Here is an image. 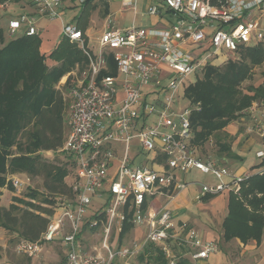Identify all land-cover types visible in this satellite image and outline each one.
Returning <instances> with one entry per match:
<instances>
[{
  "label": "built area",
  "instance_id": "2783aa9c",
  "mask_svg": "<svg viewBox=\"0 0 264 264\" xmlns=\"http://www.w3.org/2000/svg\"><path fill=\"white\" fill-rule=\"evenodd\" d=\"M32 1L38 13L49 19L62 18V0ZM134 1L122 3L130 6ZM153 1L149 14H160L158 3L170 10L174 22L168 29L129 27L119 31L106 20L96 53L86 47L77 25L61 23V36L76 42L88 58L85 68L71 80L68 132L61 148L73 162L74 196L57 197L55 211L48 216L39 240H15L14 252L30 258L22 264H42L43 242L55 240L62 232L66 257L63 264H132L128 260L140 254L145 255L141 264H195L217 250V244L202 239L195 227L174 221L168 207L172 193L158 205L153 196L165 187L172 186L175 191L186 187L185 182L175 179V169L186 172L195 168L216 180L199 182L194 195L197 202L222 191L238 192L240 184L254 174L250 169H232L197 155V147L191 142L190 115L194 107L183 92L206 65L217 62L219 55H226V60L227 53L264 41V0ZM35 18L24 12L11 19L7 37L37 34ZM152 37L158 39L152 41ZM110 54L116 72L101 74L110 68ZM240 118L245 121V134L259 136L264 144V96L253 100ZM133 139L138 140L141 152L153 154L150 162L135 163L130 158ZM117 143L123 144L121 156L115 148ZM255 157L264 158V147L255 151ZM115 159L116 170L110 176ZM10 181L16 189L22 185L15 176ZM105 183L109 199L101 206V212L106 214L104 252L93 247L83 253L77 241L81 224ZM126 219L132 226L142 228L141 236L129 244L118 242L112 246L108 237L113 226L120 233ZM95 223L89 221L88 226L93 228ZM177 229L185 233L184 238L175 235ZM148 255L154 259L152 262L147 260Z\"/></svg>",
  "mask_w": 264,
  "mask_h": 264
},
{
  "label": "trees",
  "instance_id": "16d2710c",
  "mask_svg": "<svg viewBox=\"0 0 264 264\" xmlns=\"http://www.w3.org/2000/svg\"><path fill=\"white\" fill-rule=\"evenodd\" d=\"M91 1L82 2L77 22L82 32L87 25ZM59 39L46 55L40 50L39 33H22L10 38L0 27V187L14 188L7 175L27 173L39 178L45 190L40 193L28 187L26 198L14 195L12 203L0 202V228L14 234L15 240H39L53 212L42 203L55 204L57 197L74 196L73 184L65 180L74 171L72 159L68 158V162L73 171L66 163L49 161L43 152L64 153L61 148L68 132L67 102L57 85L68 74L65 88L71 72L80 73L88 58L76 42L62 36ZM234 54L235 58L228 56L223 62L206 65L184 88L186 100L194 107L190 115L191 142L204 156L209 155L203 145L215 139L217 148L213 156L239 159L231 150L236 136L227 131V126L240 117L253 100L264 96V78L257 85L242 86L243 82L253 79L254 68L264 64V41L241 46ZM48 58L56 63L48 66ZM107 61L110 68L102 70L101 74H114L116 66L111 54ZM262 74L264 77V71ZM261 164L264 165V159ZM227 208L222 222L224 239L236 237L243 243L250 239L261 240L264 170L246 178L238 192L230 191ZM122 227L120 238L133 226L126 219Z\"/></svg>",
  "mask_w": 264,
  "mask_h": 264
},
{
  "label": "crops",
  "instance_id": "0c3cea01",
  "mask_svg": "<svg viewBox=\"0 0 264 264\" xmlns=\"http://www.w3.org/2000/svg\"><path fill=\"white\" fill-rule=\"evenodd\" d=\"M122 1L123 0H92L90 2L91 10L86 22L87 25L83 29L82 36L85 39L86 47L91 52L96 53L95 51H93V46H90L91 36L93 34L95 35L96 42L98 44L99 36L102 34L103 30H105L106 20H110L111 28L117 29L119 31H124L129 27L143 28L146 30H166L174 22L170 10L162 3H158L159 7L161 8L160 14L151 15L148 13V8L151 4H153V0H135L134 3L130 6L124 5ZM82 2V0H62V7L60 9L61 13L64 14L67 10H75V8L78 6V3L81 7V14ZM16 9H19L20 12L17 13ZM7 11H14L15 13L10 14L7 13ZM1 12H4V14ZM24 12L35 15L36 25H38L39 27L38 33L42 39L40 50L44 54L48 55V53L52 51L53 47H55V45L60 40L59 38L61 35L62 26L61 23H63L62 18L49 19L45 15L38 13L37 10H35V6L33 5L32 0H7L4 2L0 1V27L3 29L5 36L7 35L9 21ZM75 16L76 15L74 14L73 18H77V20H75L73 24L78 25L77 22L79 16ZM119 21L123 24L118 25ZM57 24H59L60 26H58L59 28L56 30L57 34L54 40H51L52 35L50 36L47 31L51 26L54 27L55 25L57 26ZM157 39V37L151 38L152 41ZM183 47L191 48L185 44L183 45ZM46 63L48 64V66H52L56 63V61L48 58L46 60ZM67 76L68 74L59 80L57 85L59 89H62L61 87L64 86V81L65 79H67ZM238 120L241 121L242 130L237 133V135L235 133L236 129L234 132L232 131V129H229L231 126H234L232 122L229 124V126H227V129H229V132L236 136L235 140H233L231 144V150L239 157V159L228 156H204V153L201 152L199 147H197L196 152L199 157L201 156L204 159L209 158L214 161L217 160L221 164L232 169L247 168L255 174V172H257L259 169L264 170V165L261 164L264 158L257 159L255 157V151L259 147H264V144L262 143L259 136H256L254 134H245V121H242L243 119L240 117L238 118ZM131 143L132 148L129 150L128 154L130 155V158L133 160V162L138 163L142 161H151L153 154L148 155L143 151L141 152L138 147L137 139H133ZM115 148L117 150V154L121 156L123 144L117 143L115 144ZM116 166L117 159L113 161L112 166L110 167V176H113V173L116 170ZM174 174L177 181H183L186 183V187L180 191H175L172 186L163 188L153 196L155 204L158 205L164 203L166 195L172 193V196L174 197L168 204V207L174 213V221L177 224H179L180 222H186L187 224L197 229L202 239L211 240L217 244V250L215 252H213L207 259L197 260L195 264H264V229L261 234L260 241L250 239L246 241V243H243L239 238L236 237H233L230 240L223 238L224 227L222 222L229 210L227 206L229 193L232 190L222 191L215 196L207 195L200 202H197L194 200V195L198 192L199 182L203 181L214 183L216 182V180L213 178V176L209 173H202L195 168L186 170V172L175 169ZM75 177L76 176L74 170L72 174L65 178V180L67 183L73 184ZM4 194H6V191H4L3 193L2 191L0 192V202H2L1 199ZM108 199V184L105 183L101 188L99 197L92 200V205L94 202L96 203V206H93V211L89 212V214L84 217L81 224L82 229L77 238V241L80 243V250L83 253L93 250V247L97 248L96 245L92 242L89 246V249H85V241L89 242L91 237L94 240L97 239L96 235H94L95 232L93 231L95 227H103L106 222V214L103 211L101 212V206H103ZM6 201V205H8L12 203L13 200H10V197L7 196ZM89 221L96 222L93 228L88 226ZM64 228L65 231L68 230L67 227ZM113 230L115 231L111 242H113L114 245H117L118 242L122 244H129L130 241H126V237L132 230V232L134 233V237L132 239L139 238L141 236L142 228L133 226L121 238L120 233H117L114 226L112 231ZM62 235L63 232L60 236L55 238V240L43 242L41 250L42 264L65 263V247L62 243ZM175 235L180 238L185 237V233L180 229L176 230ZM56 246L57 248H59V251L56 250ZM98 250H102V252H104L102 248H98ZM21 257L24 258V261H28L30 259L26 256ZM143 259H145V255L140 254L135 258H130L128 261L132 264H141L143 263ZM185 259H187L188 262L193 263L191 262L189 256H186ZM147 260L152 262L154 259L151 257V255H148Z\"/></svg>",
  "mask_w": 264,
  "mask_h": 264
},
{
  "label": "rangeland",
  "instance_id": "374dc122",
  "mask_svg": "<svg viewBox=\"0 0 264 264\" xmlns=\"http://www.w3.org/2000/svg\"><path fill=\"white\" fill-rule=\"evenodd\" d=\"M77 7L75 8V10H67L64 14H62V21L63 23H73L75 22V20H77V18H73V15L75 14V17H78L81 11V7L79 6V4L77 3ZM17 13H19V9H16ZM4 14V12H1ZM7 13L10 14H14V11H7ZM123 23H121L120 21L118 22V25H122ZM58 26H60L59 24H57V26L55 25L54 27L51 26L50 29L47 31L48 34H50L51 36V40H54L56 34H57V29L59 28ZM94 31V30H93ZM61 36V35H60ZM44 39V38H43ZM49 40V41H51ZM90 46H93V51L96 52V50L98 49V44L96 42V38L95 35L93 34L91 36V40H90ZM92 48V47H91ZM227 56H230L232 58H235V54L234 53H227ZM226 55H219L217 57V62H222L225 59ZM263 71H264V64L261 65H257L254 68V73H253V79L252 80H248L243 82L242 86L245 88L248 84H254L257 85L258 83H260L263 80ZM75 75H77V71L73 70V72L70 74V78L69 83H67V86L65 88L61 87L62 90L64 91V97L66 98V102H67V108H66V115L65 118H67V114H68V105L71 101V98L69 97V90H70V86H71V80L75 79ZM68 78V76H67ZM65 79V83H66ZM65 85V84H64ZM186 102V100L182 101V104H184ZM181 110V109H180ZM179 110V111H180ZM239 118V117H238ZM237 119L231 121L234 126H231L229 129H232V131L234 132L236 129V135L237 133H239L242 130V125H241V121H239ZM229 129H227V131L229 132ZM238 129V132H237ZM231 133V132H230ZM235 140V139H234ZM132 143H136V142H132ZM217 148V145L215 143V139H210L209 141H207L204 145H203V149L204 152H206L208 155L215 157L213 155H215L214 153L216 152L215 149ZM43 156H45V158H47L49 161L53 162V163H61V164H67L68 168H70V170H72V168L70 167L69 164V160L68 157L62 153L61 151H55V152H51V151H46L43 152ZM73 171V170H72ZM71 174V173H70ZM12 176H15L17 178H19L22 181V185L20 188L16 189L14 188H8V187H0V192L2 191V193L4 191H6V194L3 195L2 199H1V204L6 205L7 204V196L10 197V200L12 199V196L16 195L18 197H24L26 192L28 191V187H31L35 190H37L38 192H44V188L43 185H41V180L37 177H30L27 173H17V174H11V175H7V180H10ZM29 183V184H28ZM27 197V196H26ZM24 197V198H26ZM28 199V198H27ZM44 205H46L48 208H52V210L55 211V204H50V203H42ZM96 206V203L93 202L90 204V206L88 207L87 211L85 212V216H87L89 214V212L93 211V206ZM114 231H112V233L109 235L108 237V242H110V244L113 246V242H111V239L113 237ZM133 231V230H132ZM130 232L129 235H127L126 237V241H130V239H132L134 237V233ZM94 235H96L97 239L94 240L92 239V237L90 238V241H85V249H89V246L91 245V243L93 242V244L96 245L97 249H101L102 245H103V227H95L94 228ZM91 234V233H89ZM88 238V237H86ZM87 240V239H86ZM15 242V235L10 234L9 232H7L6 230L0 228V251H1V257H0V263H4V264H21V262L23 261L24 258H22L21 256L17 255L14 250V243ZM56 250L59 251V248H57L56 246ZM116 262V261H115ZM120 262H122V259L120 260Z\"/></svg>",
  "mask_w": 264,
  "mask_h": 264
}]
</instances>
